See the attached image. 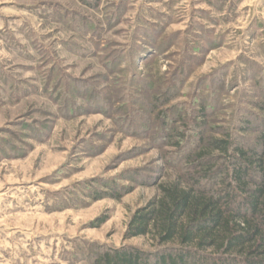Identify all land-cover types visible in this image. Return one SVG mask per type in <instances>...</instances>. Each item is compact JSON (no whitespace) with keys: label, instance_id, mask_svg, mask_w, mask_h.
I'll return each mask as SVG.
<instances>
[{"label":"rangeland","instance_id":"rangeland-1","mask_svg":"<svg viewBox=\"0 0 264 264\" xmlns=\"http://www.w3.org/2000/svg\"><path fill=\"white\" fill-rule=\"evenodd\" d=\"M170 85L215 101L208 133L261 117L264 0H0V264L155 250L124 234L180 172L149 109Z\"/></svg>","mask_w":264,"mask_h":264},{"label":"trees","instance_id":"trees-1","mask_svg":"<svg viewBox=\"0 0 264 264\" xmlns=\"http://www.w3.org/2000/svg\"><path fill=\"white\" fill-rule=\"evenodd\" d=\"M169 89L149 109L164 107L153 136L172 149L166 161L180 172L157 186L124 234L125 240L146 237L156 248H105L91 264H264V114L240 119L234 131L208 133L215 101L183 112L166 107L178 91ZM258 106L264 113V103ZM179 122L184 130L175 127Z\"/></svg>","mask_w":264,"mask_h":264}]
</instances>
